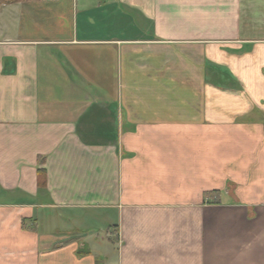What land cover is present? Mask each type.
Here are the masks:
<instances>
[{
    "label": "crops",
    "instance_id": "crops-1",
    "mask_svg": "<svg viewBox=\"0 0 264 264\" xmlns=\"http://www.w3.org/2000/svg\"><path fill=\"white\" fill-rule=\"evenodd\" d=\"M0 264H264V0L0 5Z\"/></svg>",
    "mask_w": 264,
    "mask_h": 264
},
{
    "label": "trees",
    "instance_id": "trees-1",
    "mask_svg": "<svg viewBox=\"0 0 264 264\" xmlns=\"http://www.w3.org/2000/svg\"><path fill=\"white\" fill-rule=\"evenodd\" d=\"M24 1H30V0H0V5H10V4H16V3H20V2H24ZM40 175V180L43 177V172L40 171L39 173ZM80 254H88V251H79Z\"/></svg>",
    "mask_w": 264,
    "mask_h": 264
},
{
    "label": "rangeland",
    "instance_id": "rangeland-1",
    "mask_svg": "<svg viewBox=\"0 0 264 264\" xmlns=\"http://www.w3.org/2000/svg\"><path fill=\"white\" fill-rule=\"evenodd\" d=\"M89 224H90V223H89ZM95 224H96V225H95L94 229H97V231H95V232H98V235L100 234L101 236H104V234H105V229H103L104 226L102 225L101 221H97V223H95ZM86 225H87V224H86ZM92 226H94V225H92ZM87 228H93V227H90V226L88 225Z\"/></svg>",
    "mask_w": 264,
    "mask_h": 264
}]
</instances>
